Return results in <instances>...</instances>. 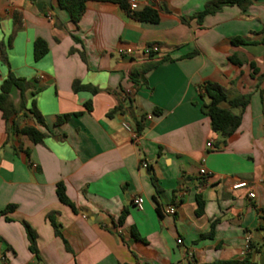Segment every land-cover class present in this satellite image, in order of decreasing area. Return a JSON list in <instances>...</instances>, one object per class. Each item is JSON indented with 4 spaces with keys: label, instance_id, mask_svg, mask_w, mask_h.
<instances>
[{
    "label": "crops",
    "instance_id": "obj_1",
    "mask_svg": "<svg viewBox=\"0 0 264 264\" xmlns=\"http://www.w3.org/2000/svg\"><path fill=\"white\" fill-rule=\"evenodd\" d=\"M209 1L153 0L142 6L158 12L151 23L108 1L88 0L72 21L57 0H0V84L9 73L28 81L25 107L34 99L47 125L33 143L7 135L0 112V264H264V0L198 21ZM37 38L47 51L35 60ZM150 45L157 51L145 53ZM205 81L228 98L249 96L225 142L201 110ZM9 95L19 102L17 87ZM58 182L74 209L58 199Z\"/></svg>",
    "mask_w": 264,
    "mask_h": 264
},
{
    "label": "trees",
    "instance_id": "obj_2",
    "mask_svg": "<svg viewBox=\"0 0 264 264\" xmlns=\"http://www.w3.org/2000/svg\"><path fill=\"white\" fill-rule=\"evenodd\" d=\"M88 0H57V4L60 8L65 9L71 18L72 21H76L78 15L84 10L85 3ZM96 1H108L112 3H116L121 7H128L127 0H96ZM256 0H210L204 8L197 12L194 16L198 21L202 19L206 14H211L216 11H219L225 5H237L240 8L244 9L247 5L254 2ZM133 15L142 21L155 23L159 19L158 12L149 7L144 6L141 9L133 11ZM183 21L187 19L183 18ZM10 43V41H8ZM232 44H243L245 40L240 37H234L231 39ZM47 51V45L45 41L41 38H37L33 43V57L35 60L39 59L43 56ZM0 52L3 57V60L6 61V57L4 55V50L2 48V44L0 43ZM157 62L149 63L146 67L152 68L156 66ZM29 82L24 78L16 77L12 73H9L8 76L2 81L0 84V112L2 119L5 123V131L8 134L10 133H22L26 135L33 143H40L42 139L45 137L46 132L42 131L39 126L47 127L44 117L37 110L35 106L34 99L31 102L30 107H25V96L24 93L26 89L29 87ZM12 86H15L20 91V99L18 103H14L11 99L9 92ZM74 90L77 89H88L91 92L95 93L98 91L96 87H92L89 85H81L79 83H73L72 85ZM39 88H35L32 90V94H35ZM202 90L204 95L208 98L207 103L201 104L202 112L207 115L210 119L211 129L217 132L222 141L225 142V139L231 136L238 128L241 121V114L245 108V106L249 102L248 95H239L236 97L228 98L226 89L219 85L216 82L205 81L202 85ZM226 103V107H222L221 104ZM87 109H90V104H85ZM122 105H118L112 111L108 112L107 115H111L113 112L120 110ZM235 109L237 111H235ZM76 115L77 113H73ZM70 114H64L63 116H58L55 124H59L68 118ZM22 118L32 119L33 125H23L19 127V120ZM140 128V124L137 125V131ZM217 147V145H215ZM153 179V178H152ZM154 181V179H153ZM56 194L58 199L71 206L74 209L73 203L66 197L64 192V186L61 182L57 183ZM196 203L197 207L195 209V213L198 215L203 210V199L201 195H196ZM12 208L11 205L7 207V209ZM6 210V209H5ZM158 210V208H157ZM125 211L121 213L120 219H123L125 215ZM50 222L54 228L55 234H59L57 226L52 217H50ZM25 231L28 239V248L29 250L38 255V250L36 247V233L35 231L27 224L24 223ZM213 231V224L211 229L203 236H211ZM205 264H256L250 263L248 257H245L241 260H215Z\"/></svg>",
    "mask_w": 264,
    "mask_h": 264
},
{
    "label": "built area",
    "instance_id": "obj_3",
    "mask_svg": "<svg viewBox=\"0 0 264 264\" xmlns=\"http://www.w3.org/2000/svg\"><path fill=\"white\" fill-rule=\"evenodd\" d=\"M151 2H153V0H127V4H128V7L129 9H131L132 11H136L138 9H140L143 5H149ZM144 3V4H143ZM158 47L157 45H150V46H146L144 48V52L145 53H149L151 51H157ZM123 127L127 130H130V127L128 124L126 123H123ZM131 136L132 138H137V134L136 132H131ZM207 146L208 147H211V143L208 142L207 143ZM203 161V160H201ZM142 165L143 166H147V163L146 161H142ZM199 173L202 174V175H208L209 173L206 171V169L204 168L203 165H201V167L199 168ZM238 185V184H237ZM248 196L249 197H254L255 194L250 191L248 193ZM133 203L134 205L137 207V208H141L142 207V203H143V198L139 195V196H136L134 199H133ZM166 212L169 213V214H174L175 213V207L174 205H170L167 209H166ZM264 217V215H263ZM179 242V240H178Z\"/></svg>",
    "mask_w": 264,
    "mask_h": 264
},
{
    "label": "water",
    "instance_id": "obj_4",
    "mask_svg": "<svg viewBox=\"0 0 264 264\" xmlns=\"http://www.w3.org/2000/svg\"><path fill=\"white\" fill-rule=\"evenodd\" d=\"M46 1H49V0H46Z\"/></svg>",
    "mask_w": 264,
    "mask_h": 264
}]
</instances>
